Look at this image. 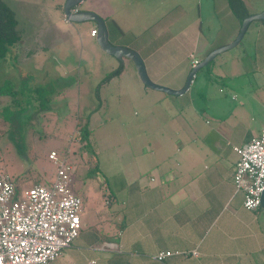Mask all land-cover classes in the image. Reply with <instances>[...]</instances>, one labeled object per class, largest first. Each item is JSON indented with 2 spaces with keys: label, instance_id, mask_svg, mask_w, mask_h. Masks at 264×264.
<instances>
[{
  "label": "crops",
  "instance_id": "obj_1",
  "mask_svg": "<svg viewBox=\"0 0 264 264\" xmlns=\"http://www.w3.org/2000/svg\"><path fill=\"white\" fill-rule=\"evenodd\" d=\"M243 1L248 14L262 11L251 8L253 0ZM194 6L195 16L177 30L178 17ZM84 10L103 18L110 43L141 56L152 83L172 90L184 86L190 55L201 61L230 43L240 28L226 0H90ZM74 24L87 25L78 41L56 23H30L28 49L22 50L19 40L0 60V85L9 81L24 90L28 79V91L44 95L40 108L32 111L55 127L53 123L66 115L59 119L52 107H65L69 113L80 110L81 74L90 89L98 87L121 62L122 73L100 87L113 84L117 96L138 106L140 132L126 140L124 154L134 167L128 164L105 176L107 197L95 200L85 213L82 209L80 233L48 264H264V211L245 209L243 194L233 184L238 158L233 148L247 144L264 126L262 21L249 25L237 55L220 59L217 67L222 73L212 67L210 74H196L181 95L145 86L134 65L127 69L126 59L117 60L99 49L90 35L94 24ZM56 34L63 37L57 39ZM51 53L57 54L58 62L50 61ZM70 53L73 60L63 64ZM98 60L103 76L93 80ZM75 70L76 84L66 86L65 76ZM207 75L222 84L201 88L204 80L212 79ZM21 95L27 96L24 91ZM3 100L6 96H0ZM10 103L9 98L6 104ZM101 106L99 99L97 107ZM90 118L80 120L76 114L73 122H86L88 128ZM194 250L196 256L191 255ZM167 251L172 254L155 259Z\"/></svg>",
  "mask_w": 264,
  "mask_h": 264
},
{
  "label": "rangeland",
  "instance_id": "obj_2",
  "mask_svg": "<svg viewBox=\"0 0 264 264\" xmlns=\"http://www.w3.org/2000/svg\"><path fill=\"white\" fill-rule=\"evenodd\" d=\"M89 1L85 0L79 7L86 8ZM4 2L15 13L16 29L21 31L20 40L22 41L20 43L25 48L22 50L28 49V25L34 24L35 21L43 24L44 27L47 25L49 27L50 22L56 23L60 29L70 30L75 41L79 39L78 33L82 35L87 29V25L76 26L73 23L74 28L78 29L76 31L70 26L71 23L64 19L62 13L64 0H4ZM263 6L264 0L251 2L252 9L263 10ZM196 12L197 8L194 6L188 10V14L178 17L175 28L178 30L183 25H187L186 22L192 20ZM202 27L206 32L205 24ZM61 37L63 36L56 34L55 38ZM240 47L238 45L217 55L210 62L209 68L200 69L197 75L211 72L212 67L215 68L216 73H222V68L217 67L220 59L228 55H237L240 52ZM56 55V53L50 54L51 62H58ZM69 56L63 64H69L73 60V54L70 53ZM124 59H126L127 69L130 68V65H134L131 60ZM99 63L98 60L93 64L95 68L93 80H100L103 76L102 73L100 74L101 65L99 66ZM2 68L1 65L0 70H3ZM2 72L0 71V74ZM75 73L76 70L67 73L64 80L66 86L72 83L76 84L75 81H72ZM207 76L212 79L209 83L204 80L201 88H218L222 84L220 79L212 75ZM89 83L83 79L81 74V105L78 113L75 111L65 112V107L61 106L52 107L59 119L66 115L65 119L53 123V125H57L55 127L48 126L45 120L39 117V111H32L34 108H40L39 103L44 102V95L41 91L39 93L28 91V79L23 85L25 89L22 90L28 98L18 95L16 101L10 104H6L9 97L0 102V171L6 172L15 186L21 190L35 185L38 180L42 183L51 180L54 176V165L47 158L51 151L64 155L74 165L75 184L73 189L81 199L84 213L91 209L95 200H99L101 196L107 197L109 187L106 175L114 174L117 169H126L128 164L129 168L134 167L130 165L131 160L124 154L128 146L126 140L135 138L140 132L136 125L140 119V110L137 105L126 98L117 96L113 84H105L99 86L100 88L95 86L90 89ZM99 99L102 102L101 107H97ZM89 100L91 103H88ZM196 101L201 102L199 94L196 96ZM76 114L80 120L91 116L87 140L82 139L81 135L83 123L73 122ZM131 145L134 148L133 151L136 152L135 144ZM104 201L107 203L106 199ZM84 213L81 212L80 216Z\"/></svg>",
  "mask_w": 264,
  "mask_h": 264
},
{
  "label": "built area",
  "instance_id": "obj_3",
  "mask_svg": "<svg viewBox=\"0 0 264 264\" xmlns=\"http://www.w3.org/2000/svg\"><path fill=\"white\" fill-rule=\"evenodd\" d=\"M79 7L70 9L74 14ZM67 21V19L64 17ZM96 28L90 31L96 37ZM191 68L199 63L193 55ZM238 158L233 184L243 194V207L260 208L264 190V126L242 147H234ZM48 160L54 165L53 179L16 190L11 177L0 171V264H48L61 256L81 230V199L75 193L74 165L64 156L51 151ZM172 253L155 255L162 261ZM196 256L197 252H191ZM89 264H94L90 261Z\"/></svg>",
  "mask_w": 264,
  "mask_h": 264
},
{
  "label": "water",
  "instance_id": "obj_4",
  "mask_svg": "<svg viewBox=\"0 0 264 264\" xmlns=\"http://www.w3.org/2000/svg\"><path fill=\"white\" fill-rule=\"evenodd\" d=\"M84 1L85 0H64L62 11H63V16L67 19V22L71 24L73 23L94 24L97 31L95 41L97 46L103 53L110 55L117 60H122L123 58H127L131 60L132 63L134 64V67L136 69L140 81L145 86L170 95L183 94L189 88L191 82L193 81L194 77L196 76V74L200 69L205 68L212 60H214V58L217 55L236 47L241 42L249 25L252 22L264 21V9L259 13L248 14L241 21L240 28L238 30L236 37L230 43L210 51L204 58L201 59V61H199L197 65L191 68V70L189 71L186 77L184 86L179 90H172L167 87H163L152 83V81L149 79L147 75L144 62L141 56L136 51L126 47L116 46L110 43V41L108 40V31L103 18H101L99 15L91 11L84 9H79V11L74 14L70 13L71 8L76 6L79 7L80 4L83 3ZM260 208L264 211V190L260 197Z\"/></svg>",
  "mask_w": 264,
  "mask_h": 264
},
{
  "label": "trees",
  "instance_id": "obj_5",
  "mask_svg": "<svg viewBox=\"0 0 264 264\" xmlns=\"http://www.w3.org/2000/svg\"><path fill=\"white\" fill-rule=\"evenodd\" d=\"M227 5L231 13L239 20H243L248 15V11L243 0H226ZM264 24V21H262ZM17 20L13 9L7 5L4 0H0V60L4 59L7 54L9 47H12L20 40V32L16 29ZM210 63L205 67L209 68ZM123 71V65L120 64L111 72L107 73L106 76L101 80L98 87L101 84L108 82L110 79L119 76ZM209 73V71H208ZM22 90H17L8 81L0 85V96H6L11 99V102L16 101L17 96L21 95ZM22 96V95H21ZM23 97V96H22ZM28 96H24V98ZM82 139L87 140L89 136V130L87 123L85 122L81 128ZM95 170V169H94ZM16 190L19 189L16 187Z\"/></svg>",
  "mask_w": 264,
  "mask_h": 264
}]
</instances>
